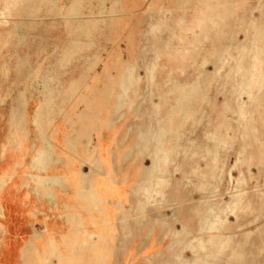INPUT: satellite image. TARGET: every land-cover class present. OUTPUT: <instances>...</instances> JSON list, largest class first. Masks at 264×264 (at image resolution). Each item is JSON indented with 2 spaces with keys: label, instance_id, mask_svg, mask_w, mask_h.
Instances as JSON below:
<instances>
[{
  "label": "rangeland",
  "instance_id": "374dc122",
  "mask_svg": "<svg viewBox=\"0 0 264 264\" xmlns=\"http://www.w3.org/2000/svg\"><path fill=\"white\" fill-rule=\"evenodd\" d=\"M72 2L0 0V264H264V0Z\"/></svg>",
  "mask_w": 264,
  "mask_h": 264
},
{
  "label": "bare ground",
  "instance_id": "6f19581e",
  "mask_svg": "<svg viewBox=\"0 0 264 264\" xmlns=\"http://www.w3.org/2000/svg\"><path fill=\"white\" fill-rule=\"evenodd\" d=\"M104 1V0H103ZM118 0H115V2L113 3L110 11H109V14L111 16H114L116 13H117V10H118ZM59 5V4H58ZM80 0H73V2L71 3V5L69 6V8L67 9V15L69 16H76L79 14L80 12ZM104 7V6H103ZM59 9V8H58ZM107 13V12H106ZM107 15V14H106ZM57 17V16H56ZM8 22V21H7ZM55 24V23H54ZM61 24V23H60ZM109 25V24H108ZM51 30V29H50ZM98 30V29H97ZM108 32V31H107ZM57 33V32H56ZM99 33V32H98ZM49 35V34H48ZM59 35V34H58ZM71 38V37H70ZM98 39V38H97ZM55 40V39H54ZM68 40V39H67ZM90 40H88L89 42ZM94 41V40H93ZM44 43V41H42ZM54 42V41H52ZM62 42V40H61ZM60 42V43H61ZM76 43V41H74ZM83 42V41H82ZM92 42V41H90ZM59 43V42H58ZM74 43V44H75ZM96 42H94L93 44H95ZM46 44V43H45ZM58 46V45H56ZM104 47V46H103ZM89 48V47H88ZM93 48V47H91ZM99 48V47H98ZM95 49V48H94ZM62 50V49H61ZM81 50V49H80ZM40 51V50H39ZM90 52V51H89ZM72 53H73V50L70 51V50H66V52L63 53V56H62V59L60 60V64L63 65L64 63H70L71 61V57H72ZM88 54V53H87ZM77 55V54H76ZM50 56V55H49ZM81 56V55H80ZM99 56V55H98ZM83 57V56H82ZM73 58V57H72ZM78 58V57H77ZM92 58V57H91ZM90 58V59H91ZM52 59V58H51ZM75 61V60H74ZM82 62V61H81ZM92 62V61H91ZM82 64V63H81ZM75 65V64H74ZM85 66V65H83ZM69 67V66H68ZM90 68V67H89ZM65 70V69H64ZM63 70V71H64ZM72 70V69H71ZM62 71V70H61ZM69 71V70H68ZM65 72H63L64 74ZM70 75V74H69ZM53 76V75H52ZM72 76H75V75H72ZM25 79V78H24ZM55 79H59L57 76L55 77ZM67 80V78H66ZM37 81H39L37 79ZM23 82V81H21ZM67 82V81H66ZM52 83V82H51ZM64 83V81L62 82ZM35 84V83H34ZM81 84V79H73L67 89H66V93H70V92H74L75 90H77V88L79 87V85ZM60 85V84H59ZM22 86V85H20ZM58 86V85H57ZM56 86V87H57ZM63 86V85H62ZM12 87V86H11ZM10 87V88H11ZM36 87V86H35ZM64 89V88H63ZM45 90L52 94V92L54 91L53 88H50L49 85H45ZM28 91V90H27ZM26 91V92H27ZM31 91V90H30ZM17 92V91H16ZM31 94V93H30ZM6 97V96H5ZM44 97V96H43ZM19 98H20V103H21V107L18 108V109H15L13 110V113H12V117H11V120H12V123L13 125H15L16 127H23L24 125V92H21L20 95H19ZM32 98V97H31ZM40 103V101H39ZM28 105V104H27ZM54 98L53 96L51 95L50 98H46L45 102L42 103L38 108H37V111H36V115H35V118L36 120H38L40 123L37 125V127H39L40 129L42 128L43 124L41 123L42 121H47L48 123H51L52 120H53V116H52V111H54ZM26 113V112H25ZM46 115V117H45ZM68 117V116H67ZM48 147H52V144H49ZM10 151L7 150V153ZM50 154H49V149L46 148V149H41L37 152L36 154V157L34 158L33 160V163L32 165L36 166L38 168L39 171L41 170H46L47 169V166L50 162ZM36 175H40L39 174H36ZM32 181L35 183L36 187H34V192L36 194H40V190H43L41 189V187H44V190H49L51 188V186L49 184H46V183H43L37 179H33L31 178ZM54 190V189H53ZM19 192V191H18ZM10 194L13 196L15 194H13L12 192H10ZM16 202V201H15ZM31 212V211H30ZM21 214V210L19 208V205L18 203L16 202L15 203V207L13 209V211H8L7 213H4L0 210V216L3 217V221L5 223L6 226H8V222H14V225L16 224L17 221H19V216ZM16 227V226H14ZM8 230H7V234H12L11 231H9V228L10 227H7ZM16 244L17 242H11L9 243V249H7V259L4 260V263L5 262H9L10 264L14 261V252L12 251V249L14 247H16ZM8 248V247H7ZM4 253H6V251H4ZM23 255H24V259H25V262L26 264H30V258H31V248H30V245L26 246L24 251H23Z\"/></svg>",
  "mask_w": 264,
  "mask_h": 264
}]
</instances>
